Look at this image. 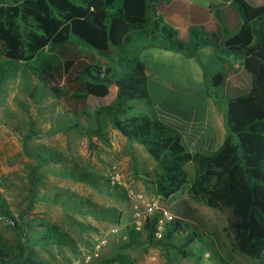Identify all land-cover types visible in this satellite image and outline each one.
Returning a JSON list of instances; mask_svg holds the SVG:
<instances>
[{
    "label": "trees",
    "instance_id": "obj_1",
    "mask_svg": "<svg viewBox=\"0 0 264 264\" xmlns=\"http://www.w3.org/2000/svg\"><path fill=\"white\" fill-rule=\"evenodd\" d=\"M159 1L0 0V89L23 62L46 89L68 105L69 113L84 118L90 116L89 97H107L113 81L114 67L101 63L97 55L111 58L115 52L126 54L129 46L144 35L155 37L161 33L159 47L194 57L210 46L219 55L222 51L245 59L253 77L251 89L227 102L228 133L222 145L211 153L190 151L181 131L158 116L141 112L125 119L119 117L131 101L153 100L152 82L145 62L139 58L132 61V70L117 83L118 106L102 110L113 117L117 129L130 141L143 145L155 159V176L149 182L154 183L157 195L167 200L190 183L188 193L192 197L228 213L234 249L260 260L264 253V4L232 0L242 19L236 31L221 25L214 34H203L199 28L191 27L189 38L183 40L176 29L157 20ZM217 15L220 19L219 12ZM223 80V73L208 78L209 88L219 87ZM210 93H214L212 88ZM100 113L99 110L97 114ZM102 130L99 127L98 133L106 134ZM31 155L35 163L31 164L30 177L36 198L40 180L37 173L53 159L38 152ZM189 162L195 164L192 180L185 168ZM60 175L89 179V175L79 176L75 170ZM64 193L78 205L86 203L72 194L75 192ZM158 216L146 224L145 239L129 226V238L121 251L98 264H134L127 249L146 245L174 250L185 257L201 255L188 249L195 233L180 245L171 242L182 229L178 218L169 224L162 238L156 239ZM0 218L15 222L12 227L16 234L14 246L0 235V264H58L37 260L36 247L71 243L69 235L56 225L34 234L21 231L22 226L2 199Z\"/></svg>",
    "mask_w": 264,
    "mask_h": 264
},
{
    "label": "rangeland",
    "instance_id": "obj_2",
    "mask_svg": "<svg viewBox=\"0 0 264 264\" xmlns=\"http://www.w3.org/2000/svg\"><path fill=\"white\" fill-rule=\"evenodd\" d=\"M247 1L253 5L264 4V0ZM160 40L161 33L155 37L144 35L142 40L129 46L126 54L115 52L111 58L97 55L101 63L114 67V76L107 97H89V117L76 118L69 113L68 105L50 89H46L23 62L18 64L15 73L1 87L0 199L22 226L21 231L28 230L34 234L46 226L56 225L71 239V243L66 245L37 246V260L58 264H98L105 258L115 256L128 241L137 194H156L154 183L149 182L155 176V159L143 145L130 141L117 129L113 117L102 110L106 106H118L117 83L132 70V61L137 58L144 62L148 60L154 80L155 100L131 101L120 113V118L144 112L163 117L171 123L167 114L157 111L161 100H167L169 96L180 103L173 108L189 118H196L207 111V91L202 85L197 87L196 82H200L197 79L190 78L195 85L186 93L180 94L181 88H177L178 91L172 95L163 92L160 86L162 82L166 83L171 64L172 74L180 71L182 64L176 61L171 63L161 51L154 49L161 48L158 46ZM184 54L191 56L189 53ZM207 56L202 55L197 59L212 76L221 67V63ZM195 64L191 62L192 67ZM188 72L191 71H187V75ZM211 88L223 95L225 106L232 96L246 95L250 91L248 87L242 93L233 94L224 92L222 86L212 85ZM99 110L101 113L97 114ZM209 112L215 113L213 110ZM75 122L81 125L71 127ZM182 123L189 125L192 121ZM99 127L106 134L98 133ZM178 127L183 132L186 147L192 152L211 153L220 145V142H213L204 147L197 135ZM36 152L53 160L38 171L37 177L40 180L36 186V198H33L30 168L35 163L31 154ZM185 168L190 180L194 179V162L187 163ZM72 170L79 176L89 175V179L60 175L61 172ZM114 175H120L123 184L113 183ZM143 177L148 180L145 181ZM189 187L190 183H187L180 192L165 199L167 207L182 221V229L173 235L171 242L180 245L195 233V240L189 244L188 249L200 252L201 255L185 257L160 246L131 247L127 252L135 261L134 264H177L179 261L202 264L206 259L215 264H264V253L262 259L257 260L234 249L233 237L228 229V213L192 197L188 193ZM68 191L75 192L72 194L83 198L86 203L78 205L76 200L69 198L68 193H64ZM64 202L68 204L64 205ZM12 223L15 225L11 219L0 218V235L14 246L16 234ZM88 225L90 228H87ZM140 236L145 239L146 232Z\"/></svg>",
    "mask_w": 264,
    "mask_h": 264
},
{
    "label": "crops",
    "instance_id": "obj_3",
    "mask_svg": "<svg viewBox=\"0 0 264 264\" xmlns=\"http://www.w3.org/2000/svg\"><path fill=\"white\" fill-rule=\"evenodd\" d=\"M157 9V20L163 25H168L176 29L178 31V36L183 40L189 38L191 27L199 28L201 32L205 34H214L221 25L229 28L231 31H236L242 22L240 15L232 6V0H160L157 3ZM217 12L220 13V19ZM154 49L161 51V53L165 55V59L169 60L171 63L172 61H176L182 64V69L173 72V74V64H171V71L166 83L164 82L163 84L162 82V86L159 85L163 87V92L172 95V93L178 91L177 88L183 90H181L180 94L191 91L195 85V82L190 79L192 77L200 81L196 82L197 87L202 85L203 89L207 91L206 97L208 99L206 105L207 111L201 113L196 118L190 117V119L187 115L185 116L183 113L175 110L173 107L180 103L169 95H167L169 96L167 100H161L157 111L167 114L171 119L170 122L172 125L178 129V126H181L187 132L197 135L198 140L202 142L204 147L210 146L213 142H220V147L228 133L227 106L224 105L223 95L217 92L210 93L211 89L209 88L208 77L211 78L219 73H223L224 80L220 86L223 87L222 90H224V92H232L235 94L236 92H244L248 87L251 89L253 77L250 72H247L245 59L236 54L222 51H220L219 55L218 52L210 46L202 48L195 57L162 48ZM202 55H208L207 57L216 59V61L221 63V67L219 69L217 68L212 76L209 75L207 68L197 59V57ZM191 62H195L196 64L192 67ZM145 64L147 75L152 82L151 93L153 97L154 80L152 79V70L149 67L148 60H145ZM187 71H191L188 72L189 75H187ZM174 86L176 87L175 89ZM234 97L238 96H232V98ZM209 110H213L215 113L212 114ZM160 118L164 119L163 117ZM164 120L166 121V119ZM182 121H192V124L185 125ZM179 130L181 131V129ZM181 133L183 135L182 131ZM182 262L185 264L184 261Z\"/></svg>",
    "mask_w": 264,
    "mask_h": 264
},
{
    "label": "built area",
    "instance_id": "obj_4",
    "mask_svg": "<svg viewBox=\"0 0 264 264\" xmlns=\"http://www.w3.org/2000/svg\"><path fill=\"white\" fill-rule=\"evenodd\" d=\"M113 183L123 184V180L120 175H114L112 177ZM137 204L132 216L130 225L140 233L146 232L145 227L148 221H150L156 214L159 215L156 221L155 238L160 239L163 237L164 231L169 224L177 219V217L169 210L166 205L165 199L159 195H148L144 192L137 194ZM177 264H184L179 261ZM202 264H215L212 260H204Z\"/></svg>",
    "mask_w": 264,
    "mask_h": 264
}]
</instances>
